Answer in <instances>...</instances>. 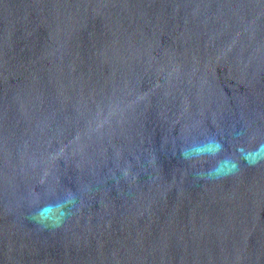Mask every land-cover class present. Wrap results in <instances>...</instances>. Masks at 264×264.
<instances>
[{
	"label": "water",
	"instance_id": "obj_1",
	"mask_svg": "<svg viewBox=\"0 0 264 264\" xmlns=\"http://www.w3.org/2000/svg\"><path fill=\"white\" fill-rule=\"evenodd\" d=\"M0 264H264V0H0Z\"/></svg>",
	"mask_w": 264,
	"mask_h": 264
}]
</instances>
